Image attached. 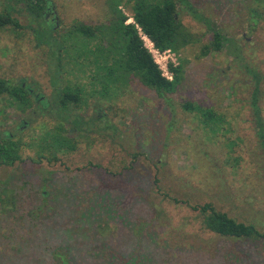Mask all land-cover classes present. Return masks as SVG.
I'll return each mask as SVG.
<instances>
[{
	"label": "rangeland",
	"instance_id": "rangeland-1",
	"mask_svg": "<svg viewBox=\"0 0 264 264\" xmlns=\"http://www.w3.org/2000/svg\"><path fill=\"white\" fill-rule=\"evenodd\" d=\"M175 2L181 24L199 42L154 58L162 70L168 64L182 66L176 90L165 97L125 72L108 77L102 96L99 82L92 78L103 79L104 73L96 75L93 61L89 65L76 61L82 49L77 39L82 36L76 34L71 45L66 41L73 38L68 39L67 33L75 25L94 27L116 20L112 0H50V19L57 17L51 21L55 24L51 44L47 37L35 34L36 26H29L24 13L17 18L21 29H0V79L22 82L47 102H52L55 89L78 85L83 88L82 105L75 106L72 115L95 125L90 133L69 132L76 149L59 155L57 162L37 163L33 150L24 147L20 162L0 166V182L23 180L48 195L57 186L66 196L78 193L80 205H108L110 218L115 219L106 231L107 238L115 240L114 264H227L223 250L235 264H264V240L216 239L200 230L190 209L211 203L236 221L264 230V154L255 134L250 108L254 80L248 73L251 69L260 74L264 121V14L257 27L250 29V0H188L232 41L222 52L201 57V47L211 41L212 34L180 0ZM131 6L130 0H122L118 8L128 18L125 24L133 23ZM99 35L90 43L93 50ZM63 43L65 49L59 50ZM6 98L0 97V133L6 131L28 142L40 134L42 124L54 127V119H59L28 115L38 105L22 113L9 107ZM186 103L196 110H184ZM209 110L214 115L211 123L202 116ZM21 122L25 125L19 131ZM20 188H24L22 197L26 186ZM35 202L33 192L19 201L17 214L0 213V233L10 240V222L25 217ZM126 220L146 235L140 244L134 245ZM55 222L62 226L69 220L62 217ZM17 229L24 236L23 229ZM42 230L47 228L41 226ZM40 231L35 236L43 237ZM53 236L54 240H40L48 241L41 242L42 248L59 239L50 231L49 237ZM8 239L0 241V264H54L46 251L36 249L38 242H30L20 253L17 242L22 243L21 239ZM84 256L75 264L111 263Z\"/></svg>",
	"mask_w": 264,
	"mask_h": 264
},
{
	"label": "trees",
	"instance_id": "trees-1",
	"mask_svg": "<svg viewBox=\"0 0 264 264\" xmlns=\"http://www.w3.org/2000/svg\"><path fill=\"white\" fill-rule=\"evenodd\" d=\"M130 1L133 23L125 24L128 18L118 9L122 0H112L113 12L117 15L116 20H111L109 25L94 27L75 25L67 33L68 39L73 38V40L66 42L72 45L76 43V34L82 36L81 39H77L80 44L79 48L82 47V49L76 61L88 62V65L92 63L96 75L100 72L104 73L105 78L103 79L99 76L92 78L94 82H99L102 96L107 91L106 81H109L108 77L121 76L125 72L128 76L133 74L142 85L154 90L158 96L165 97L166 94L176 90L182 74V66L180 64L177 66L168 64L167 69L172 74V80L166 79L145 46L141 34L148 38L160 53L165 51L178 53L184 47L197 43L199 40L193 34L187 32L181 24L178 18L176 0ZM180 1L183 3L184 9L195 20L205 25L212 34L211 41L201 47V57L222 52L229 43H232L209 19L202 16L191 4L188 5V0ZM250 1L251 4L247 7V15L249 16L250 29H255L263 19L264 0ZM2 2L0 29L6 27L21 29L22 26L17 18L21 13H24L27 14L29 26H36L35 29H32L36 35L41 38L47 37L46 40L50 44L55 41L51 36L55 24H52L46 16L47 7L51 4L50 0H2ZM97 33L100 34V38L93 50L90 43ZM65 44L63 43L59 50L65 49ZM56 48L58 49V43H56ZM90 61L93 62L90 63ZM57 72H60V69ZM248 73L254 80L250 108L255 134L258 145L264 154V121L259 106L261 78L255 70L250 69ZM29 89L32 88L22 82L0 79V97H7L8 106L18 109L22 113L31 109L35 102ZM82 96L83 88L76 85L75 87L68 86L64 89H55L52 102L44 101L41 103L38 100V107L30 111L28 115H47L59 119H54L53 128H47L45 124H42L44 129L41 127L40 134L31 137L28 142L23 141L22 137H16L6 131L0 133V166L12 167L20 162L21 151L24 147L33 150L35 157L33 160L37 163H41L43 160L48 163L57 162L59 155L73 152L76 149V142L69 136V132L90 133L91 128L95 126L91 121H85L78 115H72V109L75 106L82 105ZM183 109L187 111L196 110L195 106L188 103L183 105ZM202 116L209 123L214 121V115L210 110L203 112ZM93 120L96 122L98 118ZM66 124H68V127ZM24 125L21 122L18 130L20 131ZM25 183L26 181L23 180L14 181L10 184L0 182V213L17 214L19 201H24L26 195H32L33 192L36 197L34 206L27 211L25 217H19L10 222L8 226V228L11 227L10 240L4 233H0L2 239H8V241H11L12 238L21 239L22 243L17 242V251L20 253L24 251V248L27 249L26 247L30 242H38L36 249L42 252L46 251L49 260L53 261L54 264H75L79 259H85L84 255L100 258L104 262L114 264L113 258L116 255L114 250L115 240L107 238L106 231L110 227L109 223L115 219L110 218L111 208L108 205L99 203L94 206L90 204L83 206L77 200L80 196L78 193L66 196L63 190L56 186L54 192L48 195L40 191L39 188L30 187L29 184ZM16 186H19V188L16 189ZM20 186H26L25 194L22 197H20V194L24 188L21 189ZM39 186H44L43 180H41ZM173 201L175 204L179 203L177 200ZM70 202L73 203V207ZM190 209L196 213L200 230L216 239L251 243L264 240V230L261 231L253 224L236 221L226 213L217 210L211 203L193 205ZM66 213L69 214L66 216ZM62 217L67 218L69 222L62 226L56 222L54 223ZM48 225L49 227H47ZM41 226L46 227L47 231H40ZM17 227L23 229L24 236L21 232L18 233ZM125 228L127 231H131L135 239L134 245L140 244V241L146 239V235L141 234L140 229L136 228L129 220L125 221ZM38 231L44 236H35ZM50 231L54 232L59 239L49 241L53 244H47L42 248L41 242H48L47 240L40 241L42 238L49 240L55 238V236L49 237ZM24 237H27V239H24ZM1 238L0 241H3ZM206 244L209 245L204 242V245ZM202 249L207 250L206 246ZM8 251L10 249L6 248V252ZM222 256L227 264L236 263V261L228 258L227 250H223Z\"/></svg>",
	"mask_w": 264,
	"mask_h": 264
},
{
	"label": "built area",
	"instance_id": "built-area-1",
	"mask_svg": "<svg viewBox=\"0 0 264 264\" xmlns=\"http://www.w3.org/2000/svg\"><path fill=\"white\" fill-rule=\"evenodd\" d=\"M141 38H142V40L144 41V44H145V46H146V43H148V46H146L147 47V49L149 50V52L152 54V56H153V58H164L165 56V53L166 52H169V51H165V52H163V53H160L159 51H157L155 48H154V46H153V44L148 40V38H146L145 36H143L142 34H141ZM155 60V59H154ZM156 62V61H155ZM161 69V68H160ZM161 71H162V74H163V76L166 78V79H168V80H172V74L168 71V69H167V66H165V68H164V70H162L161 69Z\"/></svg>",
	"mask_w": 264,
	"mask_h": 264
},
{
	"label": "flooded vegetation",
	"instance_id": "flooded-vegetation-1",
	"mask_svg": "<svg viewBox=\"0 0 264 264\" xmlns=\"http://www.w3.org/2000/svg\"><path fill=\"white\" fill-rule=\"evenodd\" d=\"M52 14H53V6H51V4H49V6L47 7V12H46L47 19L52 21V22H55L57 20V17L53 16V18L50 19V16ZM29 92L31 93V95L35 101L33 103V105H35V108L39 104V103H37L38 100H41V103L45 101V100L40 99L39 98L40 96L38 94L34 93V91L32 89H29Z\"/></svg>",
	"mask_w": 264,
	"mask_h": 264
}]
</instances>
